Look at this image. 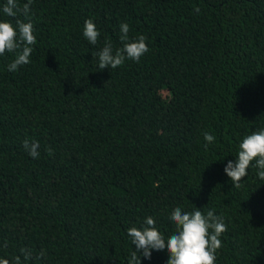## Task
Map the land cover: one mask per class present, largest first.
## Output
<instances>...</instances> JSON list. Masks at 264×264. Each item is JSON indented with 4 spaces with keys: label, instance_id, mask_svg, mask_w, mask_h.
Listing matches in <instances>:
<instances>
[{
    "label": "trees",
    "instance_id": "1",
    "mask_svg": "<svg viewBox=\"0 0 264 264\" xmlns=\"http://www.w3.org/2000/svg\"><path fill=\"white\" fill-rule=\"evenodd\" d=\"M6 3L0 21L30 20L37 43L14 72L17 53L0 55V259L128 264L127 230L152 216L167 238L180 207L223 218L215 264H264V180L253 166L237 188L224 173L264 129V0H33L27 19ZM122 23L149 51L101 70ZM167 260V249L141 256Z\"/></svg>",
    "mask_w": 264,
    "mask_h": 264
},
{
    "label": "clouds",
    "instance_id": "2",
    "mask_svg": "<svg viewBox=\"0 0 264 264\" xmlns=\"http://www.w3.org/2000/svg\"><path fill=\"white\" fill-rule=\"evenodd\" d=\"M33 0H27L22 8L17 0H7L3 12L9 17H16L20 12L27 19L31 14ZM199 12V8L195 9ZM120 40L123 47L113 51L110 42H105L98 55V68L116 69L122 66L126 60L139 62L149 48L146 37L140 35L136 40L129 41V25L120 24ZM35 29L30 20L23 22L16 20L15 25L9 21H0V55L6 52H16L15 59L8 65L9 71H16L20 66L29 64L33 52V45L37 43L34 34ZM83 36L91 45H96L100 36L92 19H87L83 26ZM19 50V51H17ZM204 139L209 144L215 142V136L205 132ZM23 147L32 158H39V142L23 141ZM51 153V149H48ZM255 161V164H253ZM259 169L257 176L264 180V129L253 131L245 136L238 146L235 161H228L224 167V173L230 178L233 187H241V181L248 175L250 167ZM169 219L174 224L176 231L165 238L157 229L155 218L146 217L141 227H131L127 235L131 238L135 250L130 254L128 264H141V256L151 259L152 251L162 252L167 249V264H215L217 250L222 247L220 237L225 233L227 225L221 216L215 214V210H209L206 214L199 208L186 212L180 207L174 208ZM23 251V250H22ZM27 259V255L25 256ZM0 264H10L7 259H0ZM14 264H21L19 257L15 258Z\"/></svg>",
    "mask_w": 264,
    "mask_h": 264
}]
</instances>
